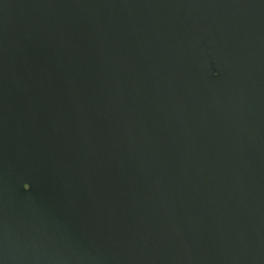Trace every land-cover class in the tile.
<instances>
[{"label": "water", "instance_id": "95a60500", "mask_svg": "<svg viewBox=\"0 0 264 264\" xmlns=\"http://www.w3.org/2000/svg\"><path fill=\"white\" fill-rule=\"evenodd\" d=\"M0 264H264V0H0Z\"/></svg>", "mask_w": 264, "mask_h": 264}, {"label": "snow or ice", "instance_id": "6c2138e0", "mask_svg": "<svg viewBox=\"0 0 264 264\" xmlns=\"http://www.w3.org/2000/svg\"><path fill=\"white\" fill-rule=\"evenodd\" d=\"M27 185V183H25L23 186Z\"/></svg>", "mask_w": 264, "mask_h": 264}]
</instances>
